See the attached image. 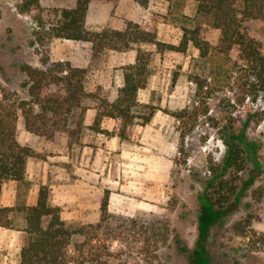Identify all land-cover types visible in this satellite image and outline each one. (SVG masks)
Here are the masks:
<instances>
[{"label": "trees", "instance_id": "16d2710c", "mask_svg": "<svg viewBox=\"0 0 264 264\" xmlns=\"http://www.w3.org/2000/svg\"><path fill=\"white\" fill-rule=\"evenodd\" d=\"M118 1L77 0L74 7L54 8L55 19L46 21L40 0H19L21 13H39L35 16L39 27L36 35L41 44L66 38L92 43L93 53L98 57L110 49H135L137 58L124 67V84L114 99L102 96L98 90H89L86 85L88 69L70 60H52L47 53L42 58L44 67L29 62L20 65L26 74L21 84L26 95L3 88L0 102V196L7 180L26 179L28 159L39 155L33 147L21 142L20 119L27 131L48 139L67 135L70 144L82 143L86 131L129 139L137 125L150 123L161 109L159 105L139 98L140 90L147 87L153 73L154 53L144 47L155 45L158 51L185 53L193 45L199 49L196 64L201 66V71L189 74V80L196 84L195 99L193 104L171 111L182 122V139L194 127L199 114L209 113L207 98L218 91L227 89L233 93L229 103L234 108L248 100L262 104L259 110L248 114L244 128L228 130L227 152L221 170L213 169L199 198L194 246L179 236L176 238L180 251L189 256V264H210L211 231L239 206L240 194L234 183L236 171L244 169L248 161L254 168H261L259 147L248 136L247 125L255 116L258 119L264 117V35L250 34L246 22L264 21V0H195L197 7L193 15L174 13L173 8L179 0H168L170 6L164 21L180 22L183 36L179 44L159 39V18L152 23L127 21L122 29L111 26L88 28L86 20L91 4H116ZM136 1L144 7L150 3V0ZM205 23L220 30L217 44L202 35ZM90 108L96 109V115L94 122L87 125L86 113ZM106 117L117 120L114 130L103 127ZM254 177L252 174L247 183ZM109 203L110 191L106 189L101 200L100 218L89 223L64 218L65 209L52 203L48 185L40 186L38 200L33 205L0 203V226L25 232L21 259L14 264H128L122 248H114V241L134 248L143 241L142 249L153 253V245L168 240V227L145 224L137 217L119 218L112 225ZM251 241L253 248L261 247L264 232H256Z\"/></svg>", "mask_w": 264, "mask_h": 264}, {"label": "rangeland", "instance_id": "374dc122", "mask_svg": "<svg viewBox=\"0 0 264 264\" xmlns=\"http://www.w3.org/2000/svg\"><path fill=\"white\" fill-rule=\"evenodd\" d=\"M40 1L45 9V20L55 19L53 9L62 7L58 3L60 0ZM18 4L19 0H0V102L3 88L26 95L21 86L26 74L20 65L29 62L44 67L42 58L47 53L52 60H70L87 68V88L98 90L110 99L116 97L120 86L115 82L110 84L106 79L101 83L96 79L97 74L107 76L108 50L98 57L93 53L92 43L86 41L55 38L46 44L37 42L39 27L35 16L39 13L23 14ZM154 5L144 22L152 23L159 18V39L179 44L183 36L180 22L164 21L169 6ZM196 7L195 0H179L173 9L174 13L193 15ZM246 29L252 35H264V21L250 20L246 22ZM202 35L215 45L220 30L205 23ZM144 48L154 53L153 73L147 87L140 90L139 98L143 102L155 103L161 109L157 110L148 126L139 131L134 128L129 139H120L119 147L108 153L106 173L99 177L97 183L102 198L106 189L110 191L112 225L119 218L137 217L145 224L168 227V240H160L153 245L154 254L142 249L143 241H139L135 248L114 241V248H122L128 264H189V256L180 251L176 238L179 236L194 246L199 198L214 173L213 169L221 170L227 152L228 130L244 128L248 114L259 110L262 104L248 100L234 108L229 103V98L233 100V93L227 89L218 91L207 98L209 113L199 114L194 127L182 139V122L171 111L193 104L196 84L189 80V74L201 71V66L196 64L199 49L191 45L184 53L158 51L155 45ZM24 128L20 119V133ZM247 133L258 144L261 168H254V164L248 161L244 169L236 171L234 183L240 194L239 206L213 227L209 239L210 264H264V244L253 248L251 241L256 232H264V117H253L247 125ZM107 137L109 135L104 133L98 135L86 131L82 143L70 144L69 139L68 143L80 146L87 142L96 146V138H100L97 142L105 148ZM252 174L255 175L253 181L247 183ZM64 209L70 211L72 207ZM96 212L91 209L89 215L96 216ZM98 212L96 221L100 218L101 207ZM66 219L89 223L78 218Z\"/></svg>", "mask_w": 264, "mask_h": 264}, {"label": "crops", "instance_id": "0c3cea01", "mask_svg": "<svg viewBox=\"0 0 264 264\" xmlns=\"http://www.w3.org/2000/svg\"><path fill=\"white\" fill-rule=\"evenodd\" d=\"M76 2L77 0H60L58 3L62 7H74ZM155 3L170 6L168 0H150L146 7L136 0H119L116 4L93 3L87 15V26L91 29H100L109 25L122 29L127 21L145 23L144 19L155 7ZM108 55L110 63L107 76L97 74L96 79L100 83L106 79L110 84L115 82L121 87L124 84V67L136 61L137 51L135 49L130 51L110 49ZM95 115L96 109H88L85 120L87 125L94 122ZM149 124L137 125L136 131ZM117 125L118 122L113 117H106L103 121V127L108 130H113ZM99 139L96 138V146L87 142L80 146L70 145L66 135L48 139L24 128L20 133L21 142L33 147L39 156L28 159L24 181L10 179L4 182L0 203L6 206L33 205L38 200L40 186L48 185L51 189L52 203L65 208L72 207L70 211H63L64 218H78L84 222L96 221L102 200L101 189L97 182H99V177L106 173L108 153L116 150L120 145L118 136L107 137L105 148L97 142ZM91 209L97 211L96 216L89 215ZM68 213H71L70 216ZM24 242L25 232L23 230L0 226L1 263H18Z\"/></svg>", "mask_w": 264, "mask_h": 264}]
</instances>
